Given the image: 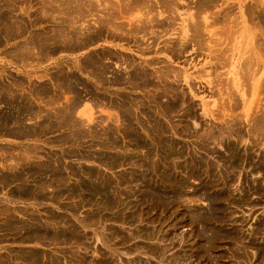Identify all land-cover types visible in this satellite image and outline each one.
Returning a JSON list of instances; mask_svg holds the SVG:
<instances>
[{"label":"rangeland","instance_id":"obj_1","mask_svg":"<svg viewBox=\"0 0 264 264\" xmlns=\"http://www.w3.org/2000/svg\"><path fill=\"white\" fill-rule=\"evenodd\" d=\"M81 1L82 0H0V98L2 101H0V169L2 170H0V215L2 214L0 216V230H2L0 231V264H115L116 262V264H264V135L261 134L262 131L264 132V124H262V122L264 123V119H262V117H264V0H165L160 1L162 2L161 5L158 2L159 0H134V2L133 0H115V2H117L116 4L112 2L114 0ZM100 1L103 7L102 4L99 5ZM167 1H169L170 4L169 2L167 3ZM257 1H259L260 4L259 2L257 3ZM67 2H69L70 5ZM86 2L89 3L87 4ZM95 3L96 6L94 7ZM149 3H151V5ZM261 3L263 4L261 5ZM117 4H119V6H116ZM135 4L137 7H135ZM106 5L108 9H105ZM155 5L157 6L155 7ZM100 6L102 8L98 10L96 7ZM202 6L204 9H202ZM138 7H140L141 10ZM74 8H77L78 14L75 12L76 10ZM103 8L108 11V15L110 13L114 15L110 14V16H108L107 13L104 14L106 11ZM164 8L168 10L166 9L165 11ZM198 8L202 11L200 12ZM160 9H163V12ZM85 10L92 13L89 14ZM129 10H133L132 13L129 12ZM144 10L145 12H143ZM148 11H151V13ZM194 11L196 14L192 13ZM252 11L254 15L251 14ZM118 12L122 13H120V20H118ZM153 12L155 15L157 14V17L152 15ZM166 12L170 14L171 20L169 17H166L169 16ZM175 13L178 17L173 15ZM159 14H161V16H159ZM164 14H167L165 16L167 19L164 18ZM224 14L226 15L225 17ZM104 15L109 17H106V20L110 23L113 22V26L108 21H105ZM196 15L201 22L198 21L199 19ZM78 16L82 17L83 20ZM85 16H90V19ZM116 16L118 19H113L114 17L117 18ZM102 17L104 18L102 19ZM110 17H112L113 20L110 19ZM144 17L147 21L149 18H151V20L147 22ZM173 17L175 21L174 24ZM140 18H142V20L144 19V23H142L143 21H141ZM87 19L92 22L90 23ZM99 19L102 20L100 21ZM129 19H131L130 21L132 23ZM211 19L212 21H210ZM236 19L239 23L237 21L235 22ZM69 20H73L72 23ZM124 20L127 21L125 22ZM135 20L138 21L135 22ZM158 20L161 22H158ZM86 21H88V23ZM96 21L98 24L95 23ZM117 21H119V23ZM121 21L128 23L126 25L123 22L121 23ZM77 22L80 23V25ZM234 22L237 24L235 25ZM135 23H137L138 27H136L137 29H132ZM205 23L207 25L209 23V26H204ZM210 23L215 24L210 25ZM125 25L129 28L127 27L126 29ZM238 25L241 26L239 27ZM117 26L119 28H116ZM252 26L253 28L255 27L254 29L256 30L252 29ZM165 27H168L167 30ZM71 28H74L76 31ZM200 28L201 30H199ZM135 29L137 30L136 34L134 32L136 31ZM149 29L155 30L154 32H156V34L158 33L159 36ZM231 30L234 33H232ZM257 30H259V32ZM247 31L249 34H246ZM252 31L254 33L253 35L258 33L257 39L252 35ZM104 32L106 33L104 34ZM222 32H224V34ZM125 33L127 35H125ZM144 33H146V35ZM202 33L204 35H202ZM133 35H135L136 38ZM199 35H201L204 40L201 39ZM260 35H262V37H259ZM196 36L200 38H196ZM245 36H247V40H250V43L246 42ZM231 39L233 40L229 41ZM242 39H244V42ZM255 39L256 41H254ZM80 40L82 41L80 42ZM247 43L252 45L248 47ZM195 44L200 45V47ZM140 46L144 49L142 50ZM225 46L228 50L225 49ZM223 48L226 50L225 53L224 51L223 53L221 52ZM249 48L252 53L249 52ZM245 49L248 50V52ZM218 51L223 54V57L220 52L221 55L218 54ZM246 52L249 53V55ZM215 53L219 57L216 56ZM261 53H263V55ZM114 54L118 55L115 56ZM250 54L253 55L251 56ZM214 55L217 58H215ZM248 56L250 57L247 58ZM105 57L106 59L109 58L106 64L104 62L106 60ZM145 58L147 61H145ZM245 58L250 61H246ZM115 59L117 60L115 61ZM243 59L245 62H249L251 65L253 64V66L249 68L247 66L249 63L245 64V62L243 63L246 67L244 64V66L241 65L240 61H244ZM78 61L80 63H77ZM164 61L166 63L168 62V65L170 63L172 66H168ZM73 63L75 66L77 63L79 69H76L74 66L72 67ZM124 64L125 66H123ZM159 64L162 65L159 66ZM166 67L168 70H166ZM161 68L165 69V71ZM253 68L257 69L255 70ZM238 69L241 72H239ZM243 69H246V74H244H248L245 76L248 77L247 80L241 78L244 76L242 74L243 71L245 72ZM247 69H249L248 73ZM152 70L155 72L154 74ZM160 70H162V72ZM158 71L160 73L165 72L166 74H160ZM237 71L240 74H238ZM150 72H152L151 74L153 76H157V78L155 79ZM177 72H182L181 74L178 73L180 80L179 78L177 79ZM189 73L191 75H189ZM186 74L191 76L190 78L192 79H189L187 83L184 80V75ZM239 75L241 76L239 77ZM106 76L108 79L105 78ZM82 85L85 87H82ZM124 86L126 88H123ZM156 86L158 88L157 90H155ZM68 87L69 89H67ZM146 87L149 90H144ZM101 88L108 91H104ZM124 89L126 90L124 91ZM61 90L62 92H60ZM121 91L124 93H120ZM68 92L71 93V95L74 92L72 97ZM255 92H258V94ZM40 93L42 95H40ZM38 95L41 98L38 97ZM63 95L71 101L69 102L66 100ZM34 96L37 97L35 98ZM49 96L51 97L49 98ZM53 96L55 98L53 101L56 100V103H53V101L51 102ZM86 96L89 97L86 98ZM122 96L125 97L122 98ZM48 99L50 101H48ZM84 99L88 101L92 100V107L99 105L97 108L94 107L92 109L94 111H92V116H95V122L90 125L91 128H88L89 131L86 130L87 127H85L84 124L82 126L81 120L78 117L76 119L74 118L76 117V109L78 107L80 108V104ZM64 100H66V102ZM59 101L62 102L59 103ZM63 101L65 102L64 104H67L66 106L68 108L63 104ZM102 101L105 103V106L107 105V107H110L111 105V108H113L105 107ZM58 104H63L65 108ZM73 106L75 108H73ZM56 107H60V109L63 108L64 110L57 108V111L55 110ZM254 107H258V110H261L260 112H262L263 109L262 116ZM259 107L261 108L259 109ZM39 108L41 109L38 110ZM71 109L73 111H71ZM154 110L155 113L153 112ZM40 111H43V113ZM44 111L46 112L44 113ZM50 111L53 112L50 113ZM67 111L69 113L71 112V114H68ZM32 112H36L37 118L39 119H37L35 117L36 114L34 113V116ZM105 112L109 113L108 116H113V122L111 118L107 119L108 121L110 120V122L104 119L108 117L107 113L105 115ZM26 113H28V115ZM255 113L256 118L253 116ZM58 114L59 118L57 119ZM64 114L65 116L63 117ZM250 114L253 117L250 116ZM71 115L75 116L73 117ZM247 115L249 116L248 118ZM257 115H260L261 118ZM31 116H34V120ZM101 117L103 121L100 120ZM54 118L56 120H54ZM115 118H117L116 122H114ZM252 118H254V121H252ZM65 119L67 121H65ZM248 119L251 120V122ZM70 120H73V122ZM45 122L46 124H44ZM254 122L256 123L255 127L253 126ZM79 123L84 128H82ZM96 123H98V125ZM101 123H104V125H101ZM249 123H251L249 125L250 127L248 126ZM73 124H76L75 128ZM45 125H47V127ZM109 125L114 127H109ZM117 126L118 129L116 131L115 128H117ZM259 126H263V128L261 129ZM40 127H42L41 129L43 131ZM256 127H259L258 130L260 129L261 132H258ZM100 128H102L101 131L103 133L99 132ZM90 130L93 133H90ZM252 130H255L257 133ZM249 132L251 133L249 134ZM88 133L91 135L97 133V136L92 135L91 137ZM32 135L33 137H31ZM211 136L212 139H210ZM240 136L243 137L240 138ZM216 141L219 142L217 143ZM28 147L31 150L30 152ZM21 148L23 151H21ZM123 149L127 150L124 152ZM3 151H5V153H1ZM7 152L8 154L12 152L10 157L6 154ZM19 153H22L23 157ZM28 153H33L35 156L27 158L26 154L28 156ZM80 154L82 157H80ZM18 156H20L22 161ZM15 157L20 160V163ZM33 158L34 161L30 160ZM87 158L89 160H87ZM37 159L39 161H37ZM8 160L9 162H7ZM96 161H98V163ZM4 162L7 163L5 164L7 167L15 165L14 169L13 167H11L12 169L10 167L7 168L3 165ZM55 162L58 164H53ZM103 162L105 164H103ZM24 163H26V165ZM38 163L40 164L38 165ZM41 165H43V167ZM150 166H153V168L150 169ZM24 175L26 176L23 177ZM61 178L63 181L60 180ZM67 180L68 182H66ZM129 181L132 182L130 183ZM63 182L64 184H62ZM65 182L67 184H65ZM43 184H45L43 186L45 188L42 187ZM42 189H44V191ZM47 189L52 191V193ZM178 195L180 198H178ZM182 195H184L183 197L185 199L181 197ZM77 196H80L81 199ZM156 197L158 199H156ZM55 198L60 200L58 201ZM184 200H187L186 203ZM116 201H118L117 205ZM109 206H111V208ZM12 207L15 209H11ZM103 211H105V213ZM158 211L159 213H157ZM94 219H96V221H101H97L96 223V221H93ZM70 220H73V222ZM89 220L96 224L93 222L91 224ZM88 221L90 222L89 225ZM48 223H50V225ZM12 225L16 227H12ZM96 225L97 227H95ZM102 235L106 236L102 237ZM100 237L103 238V240L107 239L105 243H103L104 241ZM42 240L44 241L42 242ZM72 242L76 245L74 246ZM87 246H89V249ZM82 247H84V249ZM158 247L160 249H158ZM71 255L75 256L78 260ZM86 261L89 262L86 263Z\"/></svg>","mask_w":264,"mask_h":264},{"label":"bare ground","instance_id":"obj_2","mask_svg":"<svg viewBox=\"0 0 264 264\" xmlns=\"http://www.w3.org/2000/svg\"><path fill=\"white\" fill-rule=\"evenodd\" d=\"M75 1H76V0H75ZM77 1H78V0H77ZM79 1H80V0H79ZM82 1H83V0H82ZM82 1H81V2H82ZM87 1H91V0H87ZM119 1H120V0H119ZM122 1H123V0H122ZM135 1H136V0H135ZM145 1H146V0H145ZM148 1H152V0H148ZM154 1H155V0H154ZM154 1H153V2H154ZM160 1H165V0H159V1H158V2L160 3V5H161L162 2H160ZM81 2H80V3H81ZM84 2H85V0H84ZM112 2H115V0L112 1ZM128 2H130V1H128ZM133 2H134V0H133ZM168 2H169V1H167V3H168ZM174 2H175V1H174ZM177 2H178V1H177ZM210 2H211V1H210ZM213 2H214V1H213ZM258 2H259V1H257V3H258ZM67 3H69V2H67ZM72 3H73V2H72ZM72 3H71V5H72ZM86 3H87V2H86ZM88 3H89V2H88ZM88 3H87V4H88ZM90 3H91V2H90ZM93 3H94V1H93ZM93 3H92V4H93ZM116 3H117V2H115V4H116ZM135 3H136V2H135ZM138 3H139V2H138ZM140 3H141V2H140ZM143 3H144V2H143ZM159 3H158V6H159ZM163 3H166V2H163ZM191 3H192V2H191ZM208 3H209V2H208ZM208 3H207V4H208ZM263 3H264V2H263ZM263 3H261V5H262ZM77 4H79V3H77ZM84 4H85V3H84ZM101 4H102V3H101V1H100V2H99V5H101ZM115 4H114V5H115ZM119 4H120V3H119ZM119 4H117L116 6H119ZM128 4H129V3H128ZM133 4H134V3H133ZM144 4H145V3H144ZM149 4L151 5V3H149ZM154 4H155V2H154ZM169 4H170V2H169ZM177 4H178V3H177ZM259 4H260V2H259ZM59 5H60V4H59ZM67 5H68V4H67ZM69 5H70V3H69ZM79 5H80V4H79ZM107 5H108V4H107ZM107 5L105 6V7H106L105 9H108V6H107ZM111 5H112V4H111ZM130 5H131V4H130ZM135 5H136V4H135ZM138 5H139V4H138ZM162 5H163V4H162ZM242 5H243V4H242ZM75 6H77V5H75ZM95 6H96V3H95V5H94V7H95ZM97 6H98V4H97ZM122 6H124V5H122ZM142 6H143V5H142ZM152 6H153V5H152ZM156 6H157V5H155V7H156ZM167 6H168V5H167ZM169 6H170V5H169ZM176 6H177V5H176ZM200 6H201V5H200ZM204 6H205V5H204ZM243 6H244V5H243ZM89 7H90V5H89ZM102 7H103V4H102ZM102 7L100 6V7H96V8H98V10H99V9L102 8ZM114 7H115V6H114ZM120 7H121V5H120ZM135 7H137V5H136ZM140 7H141V6H140ZM140 7H138V8L140 9ZM147 7H148V6H147ZM150 7H151V6H150ZM150 7H149V8H150ZM155 7H154V8H155ZM170 7H172V6H170ZM194 7H195V6H194ZM239 7H240V5H239ZM72 8H73V7H72ZM77 8H78V7H77ZM77 8H76V9H77ZM90 8H91V7H90ZM90 8H89V9H90ZM122 8H123V7H122ZM142 8H143V7H142ZM149 8H148V9H149ZM160 8H161V6H160ZM168 8H169V7H168ZM172 8H173V7H172ZM74 9H75V8H74ZM76 9H75V10H76ZM82 9H83V8H82ZM103 9H104V8H103ZM103 9H102V10H103ZM105 9H104V10H105ZM135 9H136V8H135ZM143 9H144V8H143ZM155 9H156V8H155ZM164 9H165V8H164ZM166 9H167V8H166ZM166 9H165V11H166ZM169 9H170V8H169ZM202 9H204L203 6H202ZM256 9H257V7H256ZM70 10H71V9H70ZM96 10H97V9H96ZM102 10H100V11H102ZM117 10H118V9H117ZM140 10H141V9H140ZM140 10H139V11H140ZM160 10H161V9H160ZM162 10H163V9H162ZM162 10H161V11H162ZM167 10H168V9H167ZM195 10H196V8H195ZM198 10L200 11V8H198ZM81 11H82V10H81ZM81 11H80V13H81ZM85 11H86V10H85ZM87 11H88V8H87ZM87 11H86V12H87ZM90 11H91V10H90ZM94 11H95V10H94ZM100 11H99V12H100ZM105 11H106V12H105L104 14H106V13L108 12L107 10H105ZM118 11H119V10H118ZM132 11H133V10H132ZM132 11L129 10V12H131V13H132ZM169 11H170V10H169ZM169 11H168V12H169ZM199 11H198V12H199ZM201 11H202V10H201ZM201 11H200V12H201ZM75 12L77 13L78 11L76 10ZM75 12H74V14H75ZM82 12H84V11H82ZM103 12H104V11H103ZM110 12H111V11H110ZM125 12H126V11H125ZM143 12H145V10H144ZM146 12H147V10H146ZM148 12L151 13V11H148ZM162 12H163V11H162ZM198 12H197V15H198ZM87 13H89V12H87ZM90 13H92V12H90ZM90 13H89V14H90ZM96 13H97V12H96ZM101 13H102V12H101ZM101 13H100V14H101ZM118 13H119V12H118ZM118 13H117V14H118ZM120 13H121V12H120ZM120 13H119V15H118V16H119V19H118L117 16H116L117 18L114 17L113 19H118V20H120V18H121L120 16H121V14H122V13H121V14H120ZM166 13H167V12H166ZM173 13H174V11H173ZM192 13L196 14L195 11L192 12ZM222 13H223V12H222ZM225 13H226V12H225ZM242 13H244V12H242ZM77 14H78V13H77ZM110 14H111V13H110ZM110 14L108 15V13H107L108 16H110ZM112 14H113V13H112ZM112 14H111V15H112ZM123 14H124V13H123ZM126 14H128V13H126ZM126 14H125V15H126ZM144 14H146V13H144ZM167 14H169V13H167ZM167 14H166V15H167ZM238 14H239V12H238ZM251 14H253V11H252ZM255 14H256V13H255ZM113 15H114V14H113ZM125 15H122V16H125ZM142 15H143V13H142ZM152 15L156 16L157 14L155 15L154 12H153ZM166 15L164 14V18H166V17H167V18H168V17L170 18V17H171L170 14H169V16H166ZM173 15H176V13L173 14ZM197 15H196V16H197ZM215 15H216V14H215ZM222 15H223V14H222ZM253 15H254V14H253ZM253 15H252V16H253ZM83 16H84V14H83ZM86 16H88V15H86ZM86 16H85V17H86ZM97 16H98V15H97ZM104 16H105V15H104ZM145 16H146V15H145ZM154 16H153V17H154ZM159 16H161V14H159ZM162 16H163V15H162ZM165 16H166V17H165ZM176 16H177V15H176ZM211 16H212V15H211ZM225 16H226V15L224 14V17H225ZM252 16H251V17H252ZM78 17H80V16H78ZM89 17H90V16H89ZM89 17H86V18H89ZM94 17H95V16H94ZM106 17H107V16H105V21H108V20H106V19L109 18V17H107V18H106ZM153 17H152V20H153ZM156 17H157V16H156ZM156 17H155V18H156ZM177 17H178V16H177ZM214 17H215V16H214ZM222 17H223V16H222ZM224 17H223V19H224ZM69 18H70V17H69ZM80 18L82 19V17H80ZM83 18H84V17H83ZM86 18H85V19H86ZM95 18H96V17H95ZM98 18H99V17H98ZM100 18H101V17H100ZM103 18H104V17H102V19H103ZM144 18H145V17H144ZM155 18H154V19H155ZM161 18H162V17H161ZM167 18H166V19H167ZM197 18H198V16H197ZM215 18H216V17H215ZM226 18H227V17H226ZM89 19H90V18H89ZM102 19H101V20H102ZM110 19H112V17H110ZM113 19H112V20H113ZM125 19H126V18H125ZM156 19H157V18H156ZM156 19H155V20H156ZM158 19H159V18H158ZM175 19H177V18H175ZM195 19H196V18H195ZM195 19H194V20H195ZM198 19H199V18H198ZM198 19H197V20H198ZM251 19H252V18H251ZM254 19H255V18H254ZM257 19H258V18H257ZM73 20H75V19H73ZM73 20H72V21H73ZM82 20H83V19H82ZM87 20H88V19H87ZM92 20H93V19H92ZM99 20H100V19H99ZM101 20H100V21H101ZM130 20H131V19H129V21H130ZM140 20L143 21L144 19L142 20V18H140ZM145 20H146V18H145ZM149 20H151V18H149ZM149 20H148V21H149ZM155 20H154V21H155ZM170 20H171V18H170ZM170 20H169V21H170ZM218 20H219V19H218ZM227 20H228V19H227ZM227 20H226V21H227ZM69 21H70V20H69ZM72 21H70V22L72 23ZM88 21H89V20H88ZM88 21H86V22L88 23ZM100 21H99V23H100ZM124 21H125V20H124ZM126 21H127V20H126ZM126 21H125V22H126ZM136 21H138V20H135V22H136ZM146 21H147V20H146ZM148 21H147V22H148ZM156 21H157V20H156ZM159 21H160V20H158V22H159ZM198 21L201 22L200 19H199ZM210 21H212V19H211ZM223 21H224V20H223ZM231 21H232V20H231ZM233 21H234V20H233ZM236 21H237V19L235 20V22H236ZM252 21H253V20H252ZM78 22H79V21H78ZM78 22H77V23H78ZM89 22H90V21H89ZM91 22H92V21H91ZM91 22H90V23H91ZM93 22H94V21H93ZM108 22H109V21H108ZM117 22L119 23V21H117ZM122 22H123V21H121V23H122ZM130 22H131V21H130ZM130 22H129V23H130ZM160 22H161V21H160ZM170 22H172V21H170ZM174 22H175V21H174V17H173V24H174ZM195 22H197V21H195ZM235 22H234V24L236 25L237 23H235ZM237 22L239 23V21H237ZM71 23H70V24H71ZM77 23H76V24H77ZM95 23L98 24L97 21H96ZM103 23H105V22H103ZM109 23H110V22H109ZM112 23H113V22H112ZM112 23H110V24L112 25ZM123 23H124V22H123ZM127 23H128V22H127ZM127 23H124V24L127 25ZM131 23H132V22H131ZM142 23H144V21H143ZM152 23H153V22H152ZM74 24H75V23H74ZM78 24L80 25V23H78ZM189 24H191V23H189ZM194 24H195V23H194ZM202 24H203V23H202ZM212 24H215V23H212ZM212 24L210 23V25H212ZM232 24H233V23H232ZM234 24H233V25H234ZM253 24H254V23H253ZM253 24H252V25H253ZM68 25H69V24H68ZM84 25H85V24H84ZM84 25H83V26H84ZM91 25H92V24H91ZM91 25H90V26H91ZM93 25H94V24H93ZM126 25H125V27H126ZM136 25H137V23H135V26H134L132 29L138 27V25H137V26H136ZM143 25H144V24H143ZM143 25H142V26H143ZM149 25H150V24H149ZM171 25H172V24H171ZM195 25H196V24H195ZM198 25H200V24H198ZM73 26H74V25H73ZM75 26H77V25H75ZM97 26H98V25H97ZM103 26H104V24H103ZM112 26H113V25H112ZM131 26H132V25H131ZM131 26H130V27H131ZM140 26H141V25H140ZM162 26H163V25H162ZM164 26H165V25H164ZM168 26H169V25H168ZM187 26H188V25H187ZM192 26H193V23H192ZM201 26H202V25H201ZM201 26H199V27H201ZM204 26H209V23H208V25L205 23ZM238 26L240 27L241 25H238ZM69 27H70V26H69ZM79 27H80V26H79ZM86 27H87V25H86ZM86 27H85V28H86ZM92 27H95V26H92ZM92 27H91V28H92ZM127 27H128V26H127ZM127 27H126V29H127ZM144 27H146V26H144ZM144 27H143V28H144ZM157 27H158V26H157ZM172 27H173V26H172ZM195 27H197V26H195ZM235 27H236V26H235ZM243 27H244V26H243ZM245 27H246V25H245ZM249 27H250V26H249ZM103 28H104V27H103ZM116 28H119V27L117 26ZM128 28H129V27H128ZM165 28H166V27H165ZM165 28H164V29H165ZM167 28H168V27H167ZM167 28H166V30H167ZM231 28H232V27H231ZM231 28H230V29H231ZM236 28H237V27H236ZM246 28H247V27H246ZM254 28H255V27H254ZM254 28H253V26H252V29H254ZM71 29H72V28H71ZM80 29H81V28H80ZM94 29H95V28H94ZM104 29H105V28H104ZM124 29H125V28H124ZM124 29H122V30L125 31L126 29H125V30H124ZM130 29H131V28H130ZM136 29H137V28H136ZM136 29H135V30H136ZM155 29H156V28H155ZM188 29H189V28H188ZM193 29H194V28H193ZM225 29H226V27H225ZM60 30H61V29H60ZM72 30L76 31L74 28H73ZM72 30H71V31H72ZM78 30H79V28H78ZM91 30H92V29H91ZM107 30H108V29H107ZM112 30H113V29H112ZM138 30H139V29H138ZM140 30H142V29H140ZM149 30H151V29H149ZM196 30H197V29H196ZM199 30H201V28H200ZM232 30H233V29H232ZM232 30H231V31H232ZM237 30H238V28H237ZM246 30H247V29H246ZM254 30H256V29H254ZM66 31H67V30H66ZM69 31H70V30H69ZM105 31H106V30H105ZM128 31H129V29H128ZM131 31H134V30H131ZM151 31L154 32L155 30L152 29ZM192 31H193V30H192ZM220 31H221V30H220ZM224 31H225V30H224ZM248 31L251 33V31H250L249 29H248ZM248 31H247L246 34H249ZM257 31L259 32V30H257ZM263 31H264V30H263ZM62 32H63V31H62ZM81 32H83V31H81ZM91 32H92V31H91ZM109 32H110V31H109ZM121 32H122V31H121ZM134 32H135V34H136L137 30L134 31ZM134 32H133V33H134ZM158 32H159V31H158ZM163 32H164V31H163ZM190 32H191V31H190ZM193 32H196V31L194 30ZM197 32H198V30H197ZM201 32H202V31H201ZM255 32H256V31H255ZM260 32H261V31H260ZM86 33H87V32H86ZM89 33H90V31H89ZM105 33H106V32H104V34H105ZM131 33H132V32H131ZM146 33H148V32H146ZM146 33H144V34L146 35ZM154 33L156 34V32H154ZM154 33H153V34H154ZM164 33H166V32H164ZM204 33H205V32H204ZM222 33L224 34V32H222ZM232 33H234V32L232 31ZM232 33H231V34H232ZM235 33H236V31H235ZM261 33H262V32H261ZM55 34H56V33H55ZM60 34H61V33H60ZM62 34H63V33H62ZM65 34H66V33H65ZM67 34H68V32H67ZM115 34H116V33H115ZM128 34H129V33H128ZM138 34H139V33H138ZM138 34H137V35H138ZM155 34H154V35H155ZM157 34H158V33H157ZM157 34H156V35H157ZM161 34H163V33H161ZM188 34H189V33H188ZM194 34H195V33H194ZM211 34H212V33H211ZM253 34H254V33H253V31H252V35H253ZM255 34H256V33H255ZM257 34H258V33H257ZM257 34H256V35H253V36H255L256 39H257ZM86 35H87V34H86ZM123 35H124V34H123ZM125 35H127V34L125 33ZM151 35H152V33H151ZM189 35H191V34H189ZM192 35H193V34H192ZM196 35H197V34H196ZM202 35H204V34L202 33ZM243 35H244V33H243ZM64 36H65V35H64ZM69 36H70V35H69ZM121 36H122V35H121ZM133 36L135 37V35H133ZM141 36H142V35H141ZM141 36H140V38H141ZM148 36H149V35H148ZM158 36H159V34H158ZM158 36H157V38H158ZM160 36H161V35H160ZM199 36L201 37V39L204 40V38H202L201 35H199ZM263 36H264V35H263ZM67 37H68V35H67ZM70 37H71V36H70ZM74 37H75V36H74ZM83 37H84V36H83ZM93 37H94V36H93ZM142 37H143V36H142ZM146 37H147V36H146ZM146 37H145V38H146ZM155 37H156V36H155ZM189 37H190V36H189ZM189 37H188V38H189ZM191 37H192V36H191ZM197 37H198V36H196V38H197ZM200 37H198V38H200ZM242 37H243V36H242ZM259 37H262V35H260ZM259 37H258V38H259ZM63 38H64V37H63ZM76 38H77V37H76ZM101 38H102V37H101ZM105 38H106V37H105ZM117 38H118V37H117ZM135 38H136V37H135ZM153 38H154V36H153ZM183 38H184V37H183ZM188 38H187V39H188ZM205 38H206V37H205ZM231 38H232V37H231ZM245 38H246V40H247V36H245ZM253 38H254V37H253ZM263 38H264V37H263ZM65 39H66V37H65ZM71 39H72V38H71ZM71 39H68V40H71ZM77 39H80V38H77ZM77 39H76V40H77ZM81 39H82V38H81ZM108 39H109V38H108ZM118 39H119V38H118ZM123 39H124V38H123ZM131 39H132V38H131ZM138 39H139V38H138ZM189 39H192V38H189ZM193 39H194V36H193ZM256 39H255L254 41H256ZM63 40H64V39H63ZM76 40H75V41H76ZM83 40H84V39H83ZM99 40H100V39H99ZM115 40H116V39H115ZM115 40H113V41H115ZM144 40H145V39H144ZM173 40H174V39H173ZM177 40H178V39H177ZM177 40H176V41H177ZM195 40H196V39H195ZM214 40H215V39H214ZM232 40H233V39H231V40H229V41H232ZM243 40H244V39H242V41H243ZM248 40H249V39H248ZM248 40H247L246 42L250 43V40H249V41H248ZM262 40H263V39H262ZM262 40H261V41H262ZM81 41H82V40H80V42H81ZM87 41H88V40H87ZM111 41H112V39H111ZM132 41H133V40H132ZM155 41H156V40H155ZM196 41H198V40H196ZM201 41H202V40H201ZM254 41H253V42H254ZM63 42H64V41H63ZM70 42H71V41H70ZM76 42H78V41H76ZM150 42H151V41H150ZM166 42H169V41H166ZM192 42H193V41H192ZM194 42H195V41H194ZM211 42H213V41H211ZM243 42H244V41H243ZM243 42H242V43H243ZM92 43H93V42H92ZM148 43H149V42H148ZM157 43H159V42H157ZM164 43H165V41H164ZM186 43H187V42H186ZM195 43H197V42H195ZM248 43H247L248 47H249V45H252V44H248ZM68 44H69V41H68ZM122 44H123V42H122ZM140 44H141V43H140ZM146 44H147V43H146ZM165 44H166V43H165ZM199 44H200V43H199ZM215 44H216V43H215ZM217 44H221V43H217ZM255 44H256V43H255ZM257 44H258V42H257ZM126 45H127V43H126ZM136 45H137V44H136ZM168 45H169V44H168ZM168 45H167V46H168ZM195 45H197V44H195ZM259 45H260V44H259ZM71 46H72V45H71ZM134 46H135V45H134ZM138 46H139V45H138ZM153 46H154V45H153ZM163 46H165V45H163ZM167 46H166V47H167ZM169 46H170V45H169ZM173 46H176V45H173ZM197 46L200 47V45H197ZM197 46H196V47H197ZM136 47H137V46H136ZM140 47H141V46H140ZM146 47H149V46H146ZM146 47H145V48H146ZM150 47H151V46H150ZM166 47H165V48H166ZM223 47H224V46H223ZM141 48H142V50L144 49L143 47H141ZM156 48H158V47H156ZM159 48H160V47H159ZM178 48H179V47H178ZM250 48H251V47H250ZM250 48H249V52H250ZM262 48H263V47H262ZM170 49H171V48H170ZM201 49H202V44H201ZM215 49H218V48H215ZM225 49H227L226 46H225ZM225 49L223 48V50H221V49H220V50H221L222 53H223V51H224V53H225V51H226ZM107 50H108V49H107ZM139 50H140V49H139ZM160 50H161V49H160ZM166 50H167V48H166ZM180 50H181V49H180ZM227 50H228V49H227ZM245 50H246V49H245ZM147 51H148V50H147ZM162 51H163V49H162ZM172 51H173V50H172ZM199 51H200V50H199ZM215 51H216V50H215ZM246 51L248 52V50H246ZM251 51L253 52L252 48H251ZM257 51H258V50H257ZM260 51H261V50H260ZM144 52H145V51H144ZM153 52H154V51H153ZM170 52H171V51H170ZM216 52H217V51H216ZM219 52H220V51H218V54L221 55L222 53L220 52V53H221V54H220ZM247 52H246V53H247ZM252 52H250V53H252ZM255 52H256V51H255ZM112 53H113V52H112ZM139 53H140V52H139ZM175 53H176V52H175ZM177 53H181V52H177ZM86 54H87V53H86ZM142 54H143V53H142ZM170 54H171V53H170ZM212 54H213V53H212ZM247 54L249 55V53H247ZM247 54H246V56H247ZM261 54L263 55V53H261ZM102 55H103V54H102ZM114 55L117 56L118 54H117V55L114 54ZM114 55H113V56H114ZM123 55H124V54H123ZM210 55H211V54H210ZM215 55H216V53H215ZM215 55H214V56H215ZM250 55L252 56L253 54H250ZM85 56H86V55H85ZM91 56H92V55H91ZM130 56H131V55H130ZM214 56H213V57H214ZM216 56H218V55H216ZM216 56H215V58H217ZM221 56L223 57V54H222ZM96 57H97V56H96ZM106 57H107V55H106ZM106 57H105V59H106ZM136 57H137V56H136ZM153 57H154V56H153ZM155 57H156V56H155ZM175 57H176V56H175ZM218 57H219V56H218ZM229 57H230V56H229ZM249 57H250V56H248L247 58H249ZM83 58H84V56H83ZM115 58H116V57H115ZM118 58H119V56H118ZM138 58H140V57H138ZM147 58H148V57H147ZM209 58H210V57H209ZM211 58H212V57H211ZM259 58H260V56H259ZM101 59H102V58H101ZM108 59H109V58H108ZM108 59H106V60L104 61L105 64H106V61H107ZM154 59H155V58H154ZM159 59H160V58H159ZM161 59H162V58H161ZM218 59H219V58H218ZM254 59H255V58H254ZM254 59H253V61H254ZM77 60H78V59H77ZM89 60H90V59H89ZM99 60H100V59H99ZM103 60H104V59H103ZM116 60H117V59H115V61H116ZM121 60H122V59H121ZM131 60H132V57H131ZM151 60H152V59H151ZM156 60H158V59H156ZM163 60H164V59H163ZM163 60H162V61H163ZM226 60H227V59H226ZM228 60H229V59H228ZM243 60H244V59H243ZM245 60H246V58H245ZM245 60H244V61H240L241 65L244 64L243 62H245ZM75 61H76V60H75ZM111 61H113V60H111ZM111 61H110V62H111ZM115 61H114V62H115ZM122 61H123V60H122ZM127 61H128V58H127ZM129 61H130V60H129ZM138 61H139V60H138ZM141 61H142V60H141ZM145 61H147L146 58H145ZM152 61H153V60H152ZM217 61H218V60H217ZM246 61H250V60L247 59ZM258 61H259V60H258ZM132 62H133V61H132ZM154 62H155V61H154ZM154 62H153V63H154ZM164 62H165V61H164ZM228 62H229V61H228ZM231 62H232V61H231ZM251 62H252V58H251ZM261 62H262V61H261ZM74 63H75V62H74ZM74 63H73V65H72V67L74 66L76 69H77V68L79 69V65H78L77 63H80V62L78 61V62L76 63V66L74 65ZM108 63H109V62H108ZM124 63H125V62H124ZM146 63H147V62H146ZM165 63H166V62H165ZM167 63H168V62H167ZM167 63H166V64H167ZM246 63H249V62H245V64H246ZM58 64H59V63H58ZM91 64H93V63H91ZM94 64H95V63H94ZM100 64H101V63H100ZM100 64H99V65H100ZM111 64H112V63H111ZM117 64H118V62H117ZM130 64H131V62H130ZM135 64H136V63H135ZM144 64H145V63H144ZM163 64H164V63H163ZM218 64H219V63H218ZM245 64H244V65H245ZM263 64H264V63H263ZM60 65H61V64H60ZM95 65H96V64H95ZM108 65H109V64H108ZM112 65H113V64H112ZM127 65H128V64H127ZM160 65H162V64H159V66H160ZM167 65H168V64H167ZM169 65H171V64L169 63ZM169 65H168V66H169ZM244 65H243V66H244ZM249 65H250V66H249ZM57 66H58V65H57ZM113 66H114V65H113ZM123 66H125V64H124ZM129 66H132V65H129ZM134 66H135V65H134ZM146 66H147V65H146ZM171 66H172V65H171ZM247 66L250 68L251 66H253V64L251 65V64L249 63V64H247ZM257 66H258V64H257ZM100 67H101V66H100ZM163 67H164V66H163ZM245 67H246V65H245ZM245 67H242V68H245ZM248 67H247V68H248ZM56 68H57V67H56ZM84 68H85V67H84ZM107 68H108V67H107ZM111 68H112V67H111ZM118 68H119V67H118ZM118 68H117V69H118ZM129 68H130V67H129ZM135 68H137V67H135ZM138 68H139V67H138ZM141 68H142V67H141ZM153 68H154V66H153ZM158 68H159V67H158ZM166 68H167V67H166ZM238 68H239V67H238ZM69 69H70V68H69ZM69 69H68V70H69ZM80 69H81V68H80ZM85 69H87V68H85ZM91 69H92V68H91ZM104 69H105V68H104ZM108 69H109V68H108ZM112 69H113V68H112ZM147 69H148V68H147ZM156 69H157V68H156ZM159 69H160V68H159ZM161 69H163V68H161ZM212 69H213V68H212ZM239 69H240V68H239ZM239 69H238V70H239ZM253 69H255V68H253ZM256 69H257V68H256ZM256 69H255V70H256ZM60 70H61V69H60ZM81 70H82V69H81ZM120 70H121V69H120ZM136 70H137V69H136ZM149 70H150V68H149ZM163 70L165 71V69H163ZM166 70H168V68H167ZM175 70L177 71L176 67H175ZM179 70H180V69H179ZM179 70H178V71H179ZM243 70H245V72L243 71L242 74H243L244 76L242 75L243 77H241V78H245V80H247L248 77H245V76H247L248 74L245 75V74H246V69H243ZM64 71H65V70H64ZM88 71H89V70H88ZM113 71H114V70H113ZM160 71L162 72V70H160ZM169 71H170V69H169ZM180 71H181V70H180ZM248 71H249V69H247V73H248ZM56 72H57V71H56ZM71 72H72V70H71ZM73 72H74V71H73ZM89 72H90V71H89ZM117 72H118V71H117ZM125 72H126V71H125ZM133 72H134V71H133ZM152 72H153V70H152ZM152 72H150V74H151ZM158 72H159V71H158ZM202 72H203V71H202ZM237 72H238V71H237ZM239 72H241V71L239 70ZM239 72H238V74H240ZM250 72H251V70H250ZM250 72H249V74H250ZM60 73H62V72H60ZM66 73H67V72H66ZM68 73H69V72H68ZM81 73H82V71H81ZM85 73H86V72H85ZM90 73H91V72H90ZM92 73H93V72H92ZM103 73H104V72H103ZM112 73H113V72H112ZM127 73H128V72H127ZM127 73H126V74H127ZM154 73H155V72H153V74H154ZM159 73H160V72H159ZM163 73H165V72H163ZM163 73H160V74H163ZM178 73L181 74L182 72H181V73H180V72H177V79L179 78V77H178V75H179ZM197 73H198V72H197ZM222 73H223V72H222ZM244 73H245V74H244ZM56 74H57V73H56ZM96 74H98V73H96ZM126 74H125V75H126ZM165 74H166V73H165ZM223 74H224V73H223ZM65 75H66V74H65ZM87 75H88V74H87ZM111 75H112V74H111ZM151 75H152V74H151ZM157 75H158V73H157ZM174 75H175V73H174ZM189 75H191V74L189 73ZM189 75H187V74L184 75V80H185L186 83L189 81V79H191V78H190L191 76H189ZM200 75H201V74H200ZM250 75H251V74H250ZM122 76H124V75H122ZM127 76H128V75H127ZM148 76H149V75H148ZM152 76H153V75H152ZM180 76H181V75H180ZM240 76H241V75H239V77H240ZM53 77H54V76H53ZM153 77H155V76H153ZM175 77H176V76H175ZM212 77H213V76H212ZM54 78H55V77H54ZM86 78H87V77H86ZM105 78H107V76H106ZM110 78H111V77H110ZM142 78H143V77H142ZM156 78H157V76L155 77V79H156ZM158 78H159V77H158ZM217 78H218V77H217ZM28 79H29V78H28ZM55 79H56V78H55ZM99 79H100V78H99ZM107 79H108V78H107ZM124 79H125V78H124ZM124 79H123V80H124ZM164 79H167V78H164ZM56 80H57V79H56ZM74 80H75V79H74ZM87 80H88V79H87ZM89 80H90V78H89ZM142 80H143V79H142ZM174 80L177 81L176 79H174ZM179 80H180V78H179ZM179 80H178V81H179ZM191 80H192V79H191ZM66 81H67V80H66ZM91 81H92V80H91ZM128 81H129V80H128ZM128 81H127V83H128ZM143 81H145V80H143ZM242 81H243V80H242ZM68 82H69V81H68ZM73 82H74V81H73ZM160 82H161V81H160ZM98 83H99V82H98ZM98 83H97V84H98ZM110 83H111V82H110ZM132 83H133V82H132ZM263 83H264V82H263ZM58 84H59V83H58ZM239 84H240V83H239ZM239 84H238V85H239ZM246 84H247V83H246ZM6 85H7V84H6ZM94 85H95V84H94ZM94 85H93V86H94ZM102 85H103V83H102ZM105 85H106V84H105ZM127 85H128V84H127ZM129 85H130V84H129ZM133 85H134V84H133ZM135 85H136V84H135ZM161 85H162V84H161ZM192 85H193V84H192ZM221 85H222V84H221ZM244 85H245V84H244ZM257 85H258V83H257ZM55 86H56V85H55ZM58 86H59V85H58ZM63 86H64V84H63ZM91 86H92V85H91ZM107 86H108V85H107ZM107 86H106V87H107ZM122 86H123V85H122ZM157 86H158V85H157ZM157 86H156V89H155V87H154L155 90L158 89ZM249 86H250V85H249ZM56 87H57V86H56ZM59 87H60V86H59ZM78 87H81V86H78ZM82 87H85V86L82 85ZM94 87H95V86H94ZM113 87H114V86H113ZM130 87H132V86H130ZM134 87H135V86H134ZM141 87H142V86H141ZM151 87H152V86H151ZM160 87H161V86H160ZM168 87H169V86H168ZM240 87H241V86H240ZM259 87H260V86H259ZM7 88H8V87H7ZM44 88H45V87H44ZM50 88H51V87H50ZM98 88H99V87H98ZM116 88H117V87H116ZM123 88H126V87L124 86ZM142 88H143V87H142ZM149 88H150V87H149ZM176 88H177V87H176ZM5 89H6V87H5ZM52 89H53V88H52ZM67 89H69V87H68ZM67 89H66V90H67ZM96 89H97V87H96ZM99 89H100V88H99ZM101 89H103V88H101ZM110 89H111V87H110ZM114 89H115V88H114ZM150 89H151V88H150ZM152 89H153V88H152ZM162 89H163V88H162ZM170 89L173 90L172 88H170ZM174 89H175V88H174ZM257 89H258V87H257ZM259 89H260V88H259ZM42 90H44V89H42ZM62 90H63V89H62ZM62 90H61L60 92H62ZM82 90H83V89H82ZM103 90H104V89H103ZM118 90H119V88H118ZM125 90H126V89H124V91H125ZM144 90H149V89L146 87V89L144 88ZM155 90H154V91H155ZM159 90H160V89H159ZM175 90H177V89H175ZM175 90H174V91H175ZM248 90H249V89H248ZM14 91H15V90H14ZM28 91H29V90H28ZM53 91H54V90H53ZM68 91H69V90H68ZM98 91H100V90H98ZM104 91H108V90H104ZM132 91H133V90H132ZM150 91H151V90H150ZM150 91H149V92H150ZM161 91H163V90H161ZM29 92H30V91H29ZM51 92H52V91H51ZM96 92H97V90H96ZM134 92H135V91H134ZM143 92H144V91H143ZM232 92H233V90H232ZM7 93H8V92H7ZM37 93H38V92H37ZM97 93H98V92H97ZM120 93H122V91H121ZM123 93H124V92H123ZM123 93H122V94H123ZM146 93H147V91H146ZM151 93H152V92H151ZM160 93H161V92H160ZM169 93H170V92H169ZM169 93H168V94H169ZM255 93L258 94V92H255ZM58 94H59V91H58ZM64 94H65V93H64ZM68 94L71 95V93H69V92H68ZM73 94H74V92H73ZM73 94H72V95H73ZM82 94H83V93H82ZM110 94H112V93H110ZM130 94H131V93H130ZM230 94H231V93H230ZM6 95H7V94H6ZM30 95H31V94H30ZM32 95H33V94H32ZM40 95H42V94L40 93ZM43 95H45V94H43ZM49 95H50V94H49ZM66 95H67V94H66ZM72 95H71V97H72ZM143 95H144V94H143ZM159 95H160V94H159ZM169 95H170V94H169ZM175 95H176V94H175ZM231 95H232V94H231ZM13 96H14V95H13ZM28 96H29V95H28ZM58 96H60V95H58ZM63 96H64V95H63ZM81 96H82V95H81ZM81 96H80V97H81ZM101 96H102V95H101ZM108 96H109V95H108ZM114 96H115V95H114ZM116 96H117V95H116ZM125 96H126V95H125ZM125 96H122V98L125 97ZM152 96H153V94H152ZM152 96H151V97H152ZM17 97H18V96H17ZM17 97H16V98H17ZM34 97H35V96H34ZM36 97H37V96H36ZM36 97H35V98H36ZM38 97H40V96L38 95ZM50 97H51V96H49V98H50ZM64 97H65V96H64ZM68 97L70 98V96H68ZM87 97H89V96H86V98H87ZM149 97H150V96H149ZM153 97H154V96H153ZM6 98H7V97H6ZM14 98H15V97H14ZM27 98H28V97H27ZM27 98H26V99H27ZM40 98H41V97H40ZM60 98H61V97H60ZM65 98H66V100L69 101V99H67V97H65ZM96 98H97V96H96ZM108 98H109V97H108ZM130 98H131V97H130ZM160 98H162V97H160ZM4 99H5V98H4ZM9 99H10V98H9ZM29 99H30V98H29ZM53 99H55L54 96H53V98H51V102L53 101ZM61 99H62V98H61ZM70 99H72V98H70ZM89 99H90V98H89ZM133 99H134V98H133ZM151 99H152V98H151ZM164 99H165V98H164ZM173 99H174V98H173ZM254 99H255V98H254ZM254 99H253V101H254ZM45 100H46V97H45ZM66 100H64V101L66 102ZM77 100H78V99H77ZM84 100H85V99H84ZM84 100H82V103L80 102V103H81V104H80V108L78 107V106H79L78 103H77L78 106L75 105L76 103L74 104L75 106L78 107V108L76 107V108H77L76 111H75V109H74L76 117H74L75 115H74V116L71 115V116H73L75 119L78 117V118L81 120V124H82V126H83V124H84V126L87 127L86 130H88V128H89V129L91 128L90 125L93 124V123L95 122V121H94V117H95V116H92V115H93V112H94L92 109H93L94 107L97 108L99 105H98V106H96V105L94 106V104H93L94 107H92V104H91V101H92V100H91V101H90V100H89V101H88V100H85V101H84ZM101 100H103V99H101ZM126 100H127V99H126ZM161 100H163V99H161ZM0 101H1V98H0ZM3 101H4V100H3ZM19 101H20V100H19ZM24 101H25V100H24ZM48 101H50V100L48 99ZM55 101H56V100H55ZM55 101H53V103H54ZM64 101H63V104L65 103ZM68 101H67V103H68ZM70 101H71V100H70ZM70 101H69V102H70ZM80 101H81V100H80ZM129 101H130V100H129ZM134 101H135V100H134ZM171 101H172V100H171ZM184 101H185V100H184ZM253 101H252V102H253ZM1 102H2V101H1ZM27 102H28V101H27ZM29 102H30V101H29ZM56 102H57V101H56ZM56 102H55V103H56ZM61 102H62V101H61ZM61 102L59 101V103H61ZM108 102H109V101H108ZM132 102H133V101H132ZM135 102H136V101H135ZM156 102H157V101H156ZM48 103H50V102H48ZM73 103H74V102H73ZM92 103H93V102H92ZM113 103H114V101H113ZM137 103H138V102H137ZM140 103H142V102H140ZM30 104H31V103H30ZM63 104H60V105L63 106ZM68 104H69V103H68ZM71 104H72V103H71ZM71 104H70V105H71ZM100 104H101V103H100ZM102 104H104V106H105V103H104L103 101H102ZM102 104H101V105H102ZM119 104H121V103H119ZM128 104H129V103H128ZM128 104H127V105H128ZM135 104H136V103H135ZM153 104H154V103H153ZM156 104H159V103H156ZM252 104H253V103H252ZM252 104H251V105H252ZM40 105H41V104H40ZM40 105H39V106H40ZM58 105H59V104H58ZM60 105H59V106H60ZM64 105L66 106L67 104H64ZM101 105H100V106H101ZM136 105H138V104H136ZM166 105H167V104H166ZM10 106H11V105H10ZM36 106H37V105H36ZM114 106H116V105H114ZM206 106H207V105H206ZM257 106H258V105H257ZM262 106H263V105H262ZM262 106H261V107H262ZM105 107H107V105H106ZM117 107H118V106H117ZM119 107H120V106H119ZM130 107H131V106H130ZM137 107H138V106H137ZM155 107H156V105H155ZM158 107H159V106H158ZM261 107H259V109H260ZM11 108H12V107H11ZM41 108H42V107H41ZM41 108H39L38 110H40ZM43 108H44V107H43ZM52 108H53V107H52ZM52 108H51V110H52ZM57 108L60 109V107H56L55 110H57ZM63 108H65V107L63 106ZM63 108H62V109H63ZM66 108H68V107L66 106ZM70 108H71V107H70ZM73 108H75V107L73 106ZM107 108H111V105H110V107L108 106ZM112 108H113V107H112ZM112 108H111V109H112ZM114 108H115V107H114ZM149 108H150V106H149ZM152 108H153V107H152ZM254 108H256L257 111H259V112L261 111V110H258V107H254ZM8 109H9V108H8ZM15 109H16V108H15ZM53 109H54V108H53ZM62 109H60V110H62ZM100 109H101V108H100ZM115 109H116V108H115ZM125 109H126V108H125ZM139 109H140V108H139ZM155 109H156V108H155ZM158 109H159V108H158ZM161 109H162V108H161ZM161 109H160V110H161ZM251 109H253V108H251ZM256 109H255V111H256ZM263 109H264V107H263ZM263 109H262V112H260L261 116H262V113H263ZM11 110H12V109H11ZM28 110H29V109H28ZM30 110H31V109H30ZM35 110H36V109H35ZM38 110H37V111H38ZM44 110H45V109H44ZM63 110H64V109H63ZM98 110H99V109H98ZM102 110H103V109H102ZM102 110H101V111H102ZM136 110H137V109H136ZM156 110H157V109H156ZM1 111H2V110H1ZM20 111H21V110H20ZM33 111H34V110H33ZM48 111H49V110H48ZM53 111H54V110H53ZM53 111H52V112H53ZM57 111H58V110H57ZM65 111H66V110H65ZM71 111H73V110L71 109ZM92 111H93V112H92ZM134 111H135V110H134ZM137 111H138V110H137ZM161 111H162V110H161ZM161 111H160V112H161ZM252 111H253V110H252ZM252 111H251V113H252ZM255 111H254V112H255ZM257 111H256V113H257ZM9 112H10V111H9ZM15 112H16V111H15ZM40 112L43 113V111H40ZM45 112H46V111H44V113H45ZM52 112L50 111V113H52ZM67 112H68V111H67ZM102 112H104V111H102ZM153 112L155 113V110H154ZM162 112H163V111H162ZM248 112H249V111H248ZM254 112H253V113H254ZM259 112H258V114H259ZM32 113H33V112H32ZM34 113L36 114V112H34ZM34 113H33V115H34ZM56 113H57V112H56ZM56 113H55V115H56ZM58 113H59V112H58ZM106 113H107V116H108L109 113H108V112H105V115H106ZM110 113H111V112H110ZM133 113H134V112H133ZM144 113H145V111H144ZM149 113H150V112H149ZM164 113H165V112H164ZM256 113H255V115L253 114L254 117L256 116ZM7 114H9V113H7ZM22 114H23V113H22ZM26 114L28 115V113H26ZM40 114H41V113H40ZM46 114H47V113H46ZM68 114H71V112H70V113L68 112ZM112 114H114V113H112ZM134 114H135V113H134ZM139 114H140V113H139ZM156 114H157V113H156ZM48 115H49V114H48ZM105 115H104V117H105ZM114 115H115V114H114ZM129 115H130V114H129ZM141 115H142V114H141ZM161 115H162V114H161ZM248 115H249V113H248ZM248 115H247V118L249 117ZM34 116H35V115H34ZM34 116H33V117H34ZM40 116H42V115H40ZM46 116H47V115H46ZM46 116H45V117H46ZM53 116H54V113H53ZM64 116H65V114L63 115V117H64ZM97 116H98V115H97ZM100 116H101V115H100ZM136 116H137V115H136ZM158 116H160V115H158ZM250 116H252V115L250 114ZM253 116H252V117H253ZM257 116H260V115H257ZM261 116H260L259 118H261ZM19 117H20V116H19ZM23 117H24V116H23ZM26 117H28V116H26ZM31 117H32V116H31ZM33 117H32V119H33ZM35 117L37 118V114H36ZM38 117H39V114H38ZM48 117H50V116H48ZM60 117H61V116H60ZM102 117H103V116H102ZM102 117H101L100 120L103 119ZM112 117H113V116H108L107 118L105 117L104 119L107 120L108 118H111V120H112ZM134 117H135V116H134ZM163 117H164V116H163ZM15 118H16V117H15ZM21 118H22V117H21ZM36 118H35V119H36ZM50 118H51V117H50ZM55 118H56V117H55ZM55 118H54V120H56ZM58 118H59V114H58L57 119H58ZM98 118H99V117H98ZM118 118H119V117H118ZM136 118H137V117H136ZM240 118H241V117H240ZM255 118H256V117H255ZM24 119H25V117H24ZM37 119H39V118H37ZM63 119H64V118H63ZM71 119H72V118H71ZM140 119H141V118H140ZM250 119H251V117H250ZM252 119H253L252 121H254V118H252ZM262 119H264V117H262ZM19 120H20V119H19ZM33 120H34V119H33ZM48 120H49V118H48ZM68 120H69V119H68ZM95 120H96V119H95ZM100 120H99V121H100ZM105 120H104V121H105ZM154 120H155V119H154ZM248 120H249V119H248ZM4 121H5V120H4ZM14 121H15V120H14ZM14 121H13V122H14ZM23 121H24V120H23ZM42 121H43V120H42ZM57 121H58V120H57ZM65 121H67V120L65 119ZM70 121L73 122V120H70ZM70 121H69V122H70ZM102 121H103V120H102ZM116 121H117V118H115V121H114V122H116ZM124 121H125V120H124ZM124 121H123V122H124ZM133 121H134V118H133ZM151 121H152V120H151ZM223 121H224V120H223ZM249 121L251 122V120H249ZM259 121H260V119H259ZM19 122H20V121H19ZM21 122H22V121H21ZM69 122H68V124H69ZM72 122H71V123H72ZM75 122H76V121H75ZM97 122H98V120H97ZM107 122H110V120H109V121L107 120ZM112 122H113V120H112ZM119 122H120V120H119ZM255 122H257V121H255ZM255 122H254V124H253L254 127L256 126V125H255V124H256ZM261 122H262V121H261ZM261 122H260V123H261ZM36 123H37V121H36ZM64 123H65V122H64ZM232 123H233V122H232ZM21 124H22V123H21ZM44 124H46V122H45ZM55 124H57V123H55ZM76 124H77V123H76ZM76 124H75V125H76ZM81 124L79 123L80 126H81ZM96 124L98 125V123H96ZM102 124L104 125V123H101V125H102ZM107 124H108V123H107ZM117 124H118V123H117ZM119 124H120V123H119ZM250 124H251V123H249L248 126H249ZM262 124H264V123L262 122ZM262 124H261V125H262ZM19 125H20V124H19ZM35 125H36V124H35ZM41 125H42V124H41ZM75 125L73 124V127H74V128H75ZM79 125H78V126H79ZM101 125H100V126H101ZM105 125H106V124H105ZM134 125H135V124H134ZM148 125H149V124H148ZM42 126H44V125H42ZM45 126L47 127V125H45ZM55 126H56V125H55ZM55 126H54V127H55ZM80 126H79V127H80ZM82 126H81V127H82ZM106 126H108V125H106ZM110 126H111V125H109V127H110ZM119 126H120V125H119ZM125 126H126V125H125ZM253 126H252V127H253ZM257 126H258V125H257ZM263 126H264V125H263ZM263 126H262V127L259 126V127L262 129ZM38 127H39V126H38ZM54 127H53V128H54ZM67 127H68V126H67ZM70 127H72V126H70ZM76 127H77V126H76ZM79 127H77V128H79ZM92 127H93V126H92ZM102 127H103V126H102ZM104 127H105V126H104ZM111 127H114V126H111ZM131 127H132V126H131ZM232 127H233V126H232ZM249 127H250V126H249ZM249 127H248V128H249ZM259 127H256V128H257L256 130H257L258 132L260 131V129L258 130ZM5 128H6V127H5ZM41 128H42V127H40V129H41ZM51 128H52V127H51ZM56 128H57V127H56ZM82 128H84V127H82ZM93 128H94V127H93ZM93 128H92V129H93ZM96 128H97V127H96ZM159 128H160V127H159ZM223 128H224V127H223ZM68 129H69V128H68ZM72 129H73V128H72ZM101 129H102V128H100V131H99V132H102ZM103 129H104V128H103ZM107 129H108V128H107ZM110 129H111V128H110ZM110 129H109V131H110ZM115 129H116V131H117L118 126H117V128H115ZM140 129H141V128H140ZM231 129H232V128H231ZM231 129H230V130H231ZM249 129H250V128H249ZM41 130H42V129H41ZM41 130H40V131H41ZM57 130H59V129H57ZM74 130H75V129H74ZM74 130H73V131H74ZM77 130H79V129H77ZM93 130H94V129H93ZM105 130H106V128H105ZM111 130H112V129H111ZM162 130H163V129H162ZM219 130H220V129H219ZM225 130H226V128H225ZM227 130H228V129H227ZM42 131H43V130H42ZM69 131H71V130H69ZM83 131H84V130H83ZM88 131H89V130H88ZM90 131H91V130H90ZM135 131H136V130H135ZM228 131H229V130H228ZM252 131L255 132V130H252ZM32 132H33V131H32ZM37 132H38V131H37ZM45 132H46V131H45ZM64 132H65V131H64ZM78 132H79V131H78ZM86 132H87V131H86ZM86 132H85V135H86ZM146 132H147V130H146ZM146 132H145V133H146ZM224 132H225V131H224ZM260 132H261V131H260ZM262 132H263V131H262ZM262 132H261V134L264 135V134H263L264 132H263V133H262ZM7 133H8V132H7ZM33 133H34V132H33ZM39 133H40V132H39ZM65 133H66V132H65ZM65 133H64V134H65ZM69 133H70V132H69ZM79 133H80V132H79ZM90 133H93V132L91 131ZM90 133H88V134H90ZM94 133H95V131H94ZM102 133H103V132H102ZM116 133H117V132H116ZM116 133H115V134H116ZM143 133H144V132H143ZM163 133H164V132H163ZM250 133H251V132H249V134H250ZM255 133H257V132H255ZM35 134H36V133H35ZM40 134H41V133H40ZM81 134H82V133H81ZM112 134H113V133H112ZM117 134H119V133H117ZM135 134H136V133H135ZM164 134H165V133H164ZM211 134H212V133H211ZM237 134H238V133H237ZM237 134H236V135H237ZM247 134H248V132H247ZM258 134H259V133H258ZM258 134H257V135H258ZM261 134H260V135H261ZM22 135H23V134H22ZM33 135H34V134H33ZM33 135H32L31 137H33ZM59 135H60V134H59ZM72 135H73V134H72ZM90 135H91V134H90ZM92 135H93V134H92ZM92 135H91V137H92ZM95 135L97 136V133H96ZM95 135H93V136H95ZM108 135H109V134H108ZM113 135H114V134H113ZM145 135H146V134H145ZM206 135H207V134H206ZM230 135H232V134H230ZM239 135H241V134H239ZM262 135H261V136H262ZM14 136H15V135H14ZM23 136H24V135H23ZM34 136H35V135H34ZM38 136H39V134H38ZM38 136H37V137H38ZM73 136H74V135H73ZM73 136H72V137H73ZM87 136H89V135H87ZM98 136H99V135H98ZM122 136H123V135H122ZM122 136H121V137H122ZM147 136H148V135H147ZM160 136H161V135H160ZM207 136H208V135H207ZM249 136H250V135H249ZM255 136H256V135H255ZM37 137H36V138H37ZM40 137H41V136H40ZM40 137H39V138H40ZM61 137H62V136H61ZM64 137H65V136H64ZM114 137H115V135H114ZM131 137H132V136H131ZM148 137H149V136H148ZM153 137H154V135H153ZM153 137H152V138H153ZM217 137H218V136H217ZM220 137H221V136H220ZM234 137H235V136H234ZM241 137H243V136H240V138H241ZM251 137H253V136H251ZM259 137H260V136H259ZM46 138H47V134H46ZM73 138H74V137H73ZM73 138H72V139H73ZM81 138H82V136H81ZM99 138H100V137H99ZM103 138H104V137H103ZM103 138H101V139H103ZM127 138H128V137H127ZM140 138H141V137H140ZM149 138H150V137H149ZM161 138H162V137H161ZM240 138H239V139H240ZM253 138H254V137H253ZM255 138H256V137H255ZM31 139H32V138H31ZM44 139H45V138H44ZM49 139H51V138H49ZM93 139H94V137H93ZM95 139H97V138H95ZM205 139H206V138H205ZM210 139H212V136H211ZM215 139H216V138H215ZM217 139H218V138H217ZM77 140H78V139H77ZM79 140H80V138H79ZM81 140H82V139H81ZM127 140H128V139H127ZM163 140H164V138H163ZM213 140H214V139H213ZM222 140H223V139H222ZM62 141H63V140H62ZM83 141H84V140H83ZM104 141H105V140H104ZM104 141H103V142H104ZM108 141H109V140H108ZM152 141H153V140H152ZM214 141H215V140H214ZM63 142H64V141H63ZM131 142H132V141H131ZM216 142H217V141H216ZM218 142H219V141H218ZM218 142H217V143H218ZM260 142H261V141H260ZM50 143H51V142H50ZM57 143H61V142H57ZM64 143H66V142H64ZM72 143H73V142H72ZM72 143H71V144H72ZM79 143H80V142H79ZM110 143H111V141H110ZM152 143H153V142H152ZM253 143H254V142H253ZM104 144H105V143H104ZM197 144H198V143H197ZM59 145H60V144H59ZM72 145H73V144H72ZM76 145H77V142H76ZM82 145H83V144H82ZM118 145H119V144H118ZM25 146H26V145H25ZM30 146H31V145H30ZM34 146H35V145H34ZM37 146H38V145H37ZM73 146H75V145H73ZM93 146H94V145H93ZM147 146H149V145H147ZM116 147H117V146H116ZM140 147H141V146H140ZM145 147H146V145H145ZM159 147H160V146H159ZM166 147H167V146H166ZM2 148H4V147H2ZM2 148H1V150H2ZM28 148H29V147H28ZM74 148H75V147H74ZM82 148H83V147H82ZM104 148H107V147H104ZM118 148H119V147H118ZM132 148H133V146H132ZM137 148H138V147H137ZM155 148H156V147H155ZM4 149H5V148H4ZM8 149H9V148H8ZM19 149H20V148H19ZM31 149H32V148H31ZM33 149H34V148H33ZM37 149H38V148H37ZM75 149H76V148H75ZM100 149H101V148H100ZM143 149H144V147H143ZM151 149H152V148H151ZM5 150H6V149H5ZM12 150H13V149H12ZM12 150H10V151H12ZM14 150H15V149H14ZM26 150H27V149H26ZM107 150H108V149H107ZM123 150H124V149H123ZM126 150H127V149H125L124 152H125ZM21 151H23L22 148H21ZM21 151H18V152H21ZM24 151H25V150H24ZM30 151H31V150H30V148H29V152H30ZM75 151H76V150H75ZM84 151H85V150H84ZM149 151H150V150H149ZM122 152H123V151H122ZM122 152H121V153H122ZM124 152H123V153H124ZM155 152H156V151H155ZM235 152H236V151H235ZM1 153H5V151H3V152H1ZM11 153H12V152H10V154H11ZM22 153H23V152H22ZM22 153H19V154H21V156L23 157ZM26 153H27V151H26ZM33 153H34V152H33ZM33 153H32V154H31V153H28L29 155L31 154L30 156H29V155L27 156V154H26V157H27V158H28V157H31V156L34 157L35 154L33 155ZM36 153H37V152H36ZM50 153H51V152H50ZM50 153H49V154H50ZM61 153H62V152H61ZM83 153H84V152H83ZM93 153H94V152H93ZM93 153H92V154H93ZM123 153H122V154H123ZM151 153H152V151H151ZM6 154H8V152H7ZM10 154H8L9 157H10ZM46 154H47V152H46ZM49 154H48V155H49ZM71 154H73V153H71ZM88 154H90V153H88ZM116 154H117V153H116ZM116 154H115V155H116ZM124 154H125V153H124ZM145 154H146V152H145ZM152 154H153V153H152ZM3 155H5V154H3ZM17 155H18V154H17ZM40 155H41V154H40ZM55 155H56V153H55ZM129 155H130V154H129ZM233 155H234V154H233ZM15 156H16V155H15ZM24 156H25V155H24ZM56 156H57V155H56ZM58 156H59V155H58ZM75 156H76V155H75ZM75 156H74V157H75ZM85 156H86V155H85ZM90 156H91V155H90ZM100 156H101V155H100ZM110 156H111V155H110ZM122 156H123V155H122ZM130 156H131V155H130ZM146 156H147V155H146ZM4 157H5V156H4ZM9 157H7V158H9ZM18 157H19V159L21 160L20 156H18ZM64 157H65V156H64ZM68 157H69V156H68ZM80 157H82L81 154H80ZM16 158H17V157H15V159H16ZM24 158H25V157H24ZM53 158H54V157H53ZM53 158H52V159H53ZM65 158H66V157H65ZM124 158H125V157H124ZM141 158H142V157H141ZM19 159H16V160H19ZM57 159H58V158H57ZM79 159H81V158H79ZM82 159H84V158H82ZM92 159H93V158H92ZM133 159H134V158H133ZM146 159H147V158H146ZM149 159H151V158H149ZM10 160H12V159H10ZM20 160H19V163H20ZM30 160H33V161H34V158H33V159H30ZM46 160H47V158H46ZM50 160H51V159H50ZM62 160H63V159H62ZM85 160H86V159H85ZM87 160H89V159L87 158ZM101 160H102V159H101ZM118 160H119V159H118ZM131 160H132V158H131ZM1 161H2V160H1ZM21 161H22V160H21ZM23 161H24V160H23ZM26 161H27V160H26ZM33 161H32V162H33ZM37 161H39V160L37 159ZM37 161H36V162H37ZM48 161H49V160H48ZM93 161H95V160H93ZM106 161H107V160H106ZM126 161H129V160H126ZM136 161H137V160H136ZM141 161H142V160H141ZM152 161H153V160H152ZM5 162H6V161H5ZM5 162L3 163V165L7 164V163H5ZM7 162H9V160H8ZM12 162H13V161H12ZM24 162H25V161H24ZM28 162H29V161H28ZM41 162H42V161H41ZM43 162H44V161H43ZM63 162H64V160H63ZM89 162H90V161H89ZM96 162L98 163V161H96ZM121 162H122V160H121ZM133 162H134V161H133ZM133 162H132V163H133ZM142 162H143V161H142ZM150 162H151V161H150ZM162 162H163V161H162ZM1 163H2V162H1ZM26 163H27V162H26ZM26 163H24V164L26 165ZM126 163H127V162H126ZM134 163H135V162H134ZM134 163H133V164H134ZM138 163H139V162H138ZM194 163H195V162H194ZM9 164H10V163H9ZM12 164H13V163H12ZM12 164H11V165H12ZM34 164H35V163H34ZM39 164H40V163H38V165H39ZM47 164H48V163H47ZM53 164H56V162L53 163ZM53 164H52V165H53ZM57 164H58V163H57ZM57 164H56V165H57ZM99 164H100V163H99ZM103 164H105V163L103 162ZM109 164H110V163H109ZM124 164H125V162H124ZM156 164H157V163H156ZM30 165H31V164H30ZM44 165H45V164H44ZM56 165H55V166H56ZM66 165H67V164H66ZM135 165H137V164H135ZM5 166H6V165H5ZM14 166H15V165H13V166H11V167H13V169H14ZM41 166L43 167V165H41ZM79 166H80V165H79ZM110 166H111V165H110ZM142 166H143V165H142ZM144 166H145V165H144ZM6 167H7V166H6ZM9 167H10V166H8L7 168H9ZM11 167H10V168H11ZM22 167H23V166H22ZM48 167H49V166H48ZM75 167H76V166H75ZM108 167H109V166H108ZM145 167H146V166H145ZM163 167H164V166H163ZM174 167H175V165H174ZM64 168H65V166H64ZM81 168H82V167H81ZM109 168H110V167H109ZM148 168H149V167H148ZM151 168H153V166H152V167L150 166V169H151ZM175 168H176V167H175ZM11 169H12V168H11ZM21 169H22V168H21ZM46 169H47V167H46ZM53 169H54V168H53ZM65 169H66V168H65ZM0 170H1V169H0ZM7 170H8V169H7ZM9 170H10V169H9ZM81 170H82V169H81ZM161 170H162V169H161ZM1 171H2V170H1ZM14 171H15V170H14ZM23 171H24V170H23ZM86 171H87V170H86ZM141 171H142V170H141ZM143 171H144V170H143ZM146 171H147V170H146ZM151 171H153V170H151ZM174 171H175V170H174ZM178 171H179V170H178ZM42 172H43V171H42ZM84 172H85V171H84ZM4 173H5V172H4ZM14 173H15V172H14ZM68 173H70V172H68ZM72 173H73V172H72ZM130 173H131V172H130ZM138 173H139V172H138ZM142 173H143V172H142ZM175 174H176V172H175ZM87 175H88V174H87ZM155 175H156V174H155ZM178 175H179V174H178ZM21 176H22V175H21ZM25 176H26V175H24L23 177H25ZM41 176H42V175H41ZM63 176H65V175H63ZM96 176H97V174H96ZM149 176H150V175H149ZM56 177H57V176H56ZM67 177H69V176H67ZM75 177H76V176H75ZM77 177H78V176H77ZM63 178H64V177H63ZM65 178H66V177H65ZM69 178H70V177H69ZM127 178H129V177H127ZM135 178H136V177H135ZM152 178H153V177H152ZM5 179H7V178H5ZM9 179H10V178H9ZM30 179H32V178H30ZM85 179H86V178H85ZM100 179H101V178H100ZM123 179H124V178H123ZM49 180H50V179H49ZM60 180H62V178H61ZM137 180H138V179H137ZM137 180H136V182H137ZM160 180H161V179H160ZM160 180H159V181H160ZM5 181H6V180H5ZM42 181H43V180H42ZM62 181H63V180H62ZM75 181H76V180H75ZM87 181H88V180H87ZM90 181H91V180H90ZM120 181H121V180H120ZM120 181H119V182H120ZM138 181H140V180H138ZM153 181H154V180H153ZM25 182H26V180H25ZM31 182H32V181H31ZM48 182H49V181H48ZM48 182H47V183H48ZM66 182H68V180H67ZM66 182H65V184H67ZM76 182H77V181H76ZM88 182H89V181H88ZM126 182H127V181H126ZM129 182H130V181H129ZM131 182H132V181H131ZM131 182H130V183H131ZM162 182H163V181H162ZM164 182H165V181H164ZM9 183H11V182H9ZM14 183H15V182H14ZM34 183H35V182H34ZM56 183H57V182H56ZM73 183H74V182H73ZM77 183H78V182H77ZM104 183H105V182H104ZM166 183H167V182H166ZM184 183H185V182H184ZM4 184H5V183H4ZM41 184H42V183H41ZM45 184H46V182H45ZM45 184H43L42 187H43ZM62 184H64V182H63ZM80 184H81V183H80ZM82 184H83V183H82ZM176 184H177V183H176ZM13 185H14V184H13ZM24 185H25V184H24ZM37 185H39V184H37ZM48 185H49V184H48ZM51 185H52V184H51ZM53 185H54V184H53ZM55 185H56V184H55ZM88 185H89V183H88ZM119 185H120V184H119ZM31 186H32V185H31ZM33 186H34V185H33ZM39 186H41V185H39ZM49 186H50V185H49ZM59 186H60V185H59ZM91 186H92V185H91ZM125 186H126V185H125ZM182 186H183V185H182ZM1 187H2V185H1ZM50 187H51V186H50ZM50 187H49V188H50ZM67 187H68V186H67ZM116 187H117V186H116ZM177 187H178V186H177ZM43 188H45V187H43ZM51 188H53V187H51ZM51 188H50V189H51ZM178 188H179V187H178ZM36 189H37V188H36ZM38 189H39V188H38ZM82 189H83V188H82ZM111 189H112V188H111ZM111 189H110V190H111ZM40 190H41V188H40ZM42 190L44 191V189H42ZM47 190H49V189H47ZM52 190H53V189H52ZM28 191H29V190H28ZM49 191H50V190H49ZM49 191H48V192H49ZM80 191H81V190H80ZM80 191H79V192H80ZM116 191H117V189H116ZM116 191H114V192H116ZM21 192H22V191H21ZM21 192H20V193H21ZM50 192L52 193V191H50ZM65 192H66V191H65ZM69 192H70V191H69ZM75 192H77V191H75ZM101 192H103V191H101ZM118 192H119V191H118ZM128 192H129V191H128ZM77 193H78V192H77ZM109 193H110V192H109ZM125 193H126V192H125ZM129 193H130V192H129ZM181 193H182V192H181ZM21 194H22V193H21ZM45 194H46V193H45ZM49 194H50V193H49ZM104 194H105V193H104ZM118 194H119V193H118ZM127 194H128V193H127ZM200 194H201V193H200ZM12 195H13V194H12ZM17 195H18V193H17ZM50 195H51V194H50ZM132 195H133V194H132ZM203 195H204V194H203ZM156 196H157V195H156ZM183 196H184V195H182L181 197L184 198ZM32 197H33V194H32ZM48 197H49V196H48ZM77 197H80V196H77ZM87 197H88V196H87ZM111 197H112V196H111ZM17 198H18V197H17ZM178 198H180L179 195H178ZM182 198H181V199H182ZM192 198H193V197H192ZM28 199H29V198H28ZM32 199H33V198H32ZM41 199H43V198H41ZM47 199H48V198H47ZM55 199H57V198H55ZM62 199H63V198H62ZM62 199H61V200H62ZM80 199H81V197H80ZM84 199H85V198H84ZM116 199H117V198H116ZM156 199H158V198L156 197ZM181 199H180V201H181ZM184 199H185V198H184ZM223 199H224V198H223ZM33 200H34V199H33ZM57 200L59 201L60 199H57ZM57 200H55V201H57ZM82 200H83V199H82ZM117 200H118V199H117ZM154 200H155V199H154ZM192 200H193V199H192ZM209 200H210V199H209ZM38 201H39V199H38ZM84 201H85V200H84ZM182 201H183V200H182ZM186 201H187V200H184L185 203H186ZM34 202H35V201H34ZM89 202H90V200H89ZM100 202H101V201H100ZM100 202H99V203H100ZM117 202H118V201H116V205L118 204ZM148 202H149V201H148ZM148 202H147V203H148ZM188 202H189V201H188ZM188 202H187V203H188ZM1 203H2V202H1ZM54 203H55V202H54ZM54 203H53V204H54ZM71 203H72V202H71ZM96 203H97V202H96ZM150 203H151V202H150ZM7 204H8V203H7ZM51 204H52V203H51ZM136 204H137V203H136ZM136 204H134V205H136ZM5 205H6V204H5ZM44 205H45V204H44ZM102 205H103V204H102ZM104 205H105V204H104ZM106 205H107V204H106ZM114 205H115V204H114ZM119 205H120V204H119ZM75 206H76V205H75ZM96 206H97V204H96ZM98 206H99V205H98ZM139 206H140V204H139ZM52 207H53V206H52ZM61 207H62V206H61ZM73 207H74V206H73ZM80 207H81V206H80ZM80 207H79V208H80ZM109 207L111 208V206H109ZM161 207H162V206H161ZM62 208H63V207H62ZM112 208H113V207H112ZM115 208H116V206H115ZM140 208H141V207H140ZM162 208H163V207H162ZM185 208H186V207H185ZM1 209H2V208H1ZM11 209H13V207H12ZM11 209H10V210H11ZM14 209H15V208H14ZM14 209H13V210H14ZM17 209H18V208H17ZM97 209H98V208H97ZM2 210H3V209H2ZM5 210H6V209H5ZM101 210H102V209H101ZM139 210H140V209H139ZM154 210H155V209H154ZM163 210H164V209H163ZM163 210H162V211H163ZM0 211H1V210H0ZM61 211H62V210H61ZM150 211H151V210H150ZM152 211H153V209H152ZM22 212H23V211H22ZM29 212H30V211H29ZM70 212H72V211H70ZM103 212L105 213V211H103ZM160 212H161V211H160ZM14 213H15V212H14ZM33 213H34V212H33ZM45 213H46V211H45ZM52 213H53V212H52ZM157 213H159V211H158ZM188 213H189V212H188ZM188 213H187V214H188ZM22 214H24V213H22ZM39 214H40V213H39ZM39 214H38V215H39ZM70 214H72V213H70ZM97 214H98V212H97ZM100 214H101V213H100ZM106 214H108V213H106ZM1 215H2V214H1ZM1 215H0V216H1ZM16 215H17V214H16ZM38 215H37V216H38ZM45 215H46V214H45ZM45 215H44V216H45ZM67 215H68V214H67ZM73 215L75 216L74 213H73ZM114 215H116V214H114ZM159 215H160V214H159ZM190 215H191V214H190ZM192 215H193V213H192ZM194 215H195V214H194ZM51 216H52V214H51ZM111 216H112V215H111ZM6 217H7V216H6ZM61 217H62V216H61ZM77 217H78V216H77ZM102 217H103V216H102ZM109 217H110V216H109ZM112 217H113V216H112ZM150 217H151V216H150ZM157 217H158V216H157ZM25 218H26V217H25ZM41 218H42V217H41ZM45 218H46V217H45ZM45 218H44V219H45ZM52 218H54V217H52ZM63 218H64V217H63ZM92 218H93V217H92ZM99 218H101V217H99ZM105 218H106V217H105ZM113 218H114V217H113ZM113 218H112V219H113ZM120 218H121V217H120ZM120 218H119V219H120ZM128 218H129V217H128ZM158 218H159V217H158ZM210 218H211V217H210ZM3 219H4V218H3ZM26 219H27V218H26ZM39 219H40V218H39ZM55 219H56V218H55ZM78 219H79V218H78ZM78 219H77V220H78ZM80 219H81V218H80ZM83 219H84V218H83ZM83 219H82V220H83ZM90 219H91V218H90ZM96 219H97V218H96ZM96 219H94L93 221H96ZM108 219H109V218H108ZM119 219H118V220H119ZM126 219H127V218H126ZM126 219H125V220H126ZM24 220H25V219H24ZM29 220H30V219H29ZM48 220H49V219H48ZM48 220H47V222H48ZM84 220H85V219H84ZM99 220H100V219H99ZM104 220H105V219H104ZM151 220H152V219H151ZM153 220H154V219H153ZM157 220H158V219H157ZM30 221H31V220H30ZM40 221H41V219H40ZM42 221H43V220H42ZM50 221H51V219H50ZM50 221H49V222H50ZM52 221H53V220H52ZM70 221H71V220H70ZM89 221H90V220H89ZM89 221H88V225H89L90 222H91V224H92L93 221H90V222H89ZM97 221H98V220H97ZM97 221H96V223H97ZM100 221H101V220H100ZM100 221H98V222H100ZM220 221H221V220H220ZM2 222H3V221H2ZM34 222H35V221H34ZM45 222H46V221H45ZM58 222H59V221H58ZM58 222H57V223H58ZM68 222H69V221H68ZM68 222H67V223H68ZM71 222H73V220H72ZM152 222H153V221H152ZM214 222H215V221H214ZM61 223H62V221H61ZM93 223H94V222H93ZM96 223H94V224H96ZM0 224H1V223H0ZM7 224H8V223H7ZM9 224H10V223H9ZM28 224H29V223H28ZM43 224H44V223H43ZM48 224L50 225V223H48ZM51 224H52V223H51ZM59 224H60V222H59ZM59 224H58V225H59ZM68 224H70V223H68ZM71 224H72V223H71ZM91 224H90V225H91ZM94 224H93V225H94ZM100 224H101V223H100ZM4 225H5V224H4ZM16 225H18V224H16ZM23 225H24V224H23ZM98 225H99V224H98ZM173 225H174V224H173ZM203 225H204V224H203ZM13 226L16 227L15 225H12V227H13ZM21 226H22V225H21ZM32 226H33V225H32ZM45 226H46V225H45ZM60 226H62V225H60ZM63 226H65V225H63ZM5 227H6V226H5ZM10 227H11V226H10ZM40 227H41V226H40ZM70 227H71V226H70ZM75 227H76V226H75ZM77 227H78V226H77ZM95 227H97V225H96ZM23 228H24V227H23ZM28 228H29V227H28ZM206 228H207V227H206ZM17 229H18V228H17ZM62 229H63V228H62ZM77 229H78V228H77ZM77 229H76V230H77ZM79 229H80V228H79ZM13 230H14V229H13ZM52 230H53V229H52ZM97 230H98V229H97ZM0 231H2V230H0ZM3 231H4V230H3ZM5 231H7V230H5ZM68 231H69V230H68ZM95 231H96V230H95ZM138 231H139V230H138ZM63 232H65V231H63ZM97 232H99V231H97ZM207 232H208V231H207ZM207 232H206V233H207ZM11 233H12V230H11ZM26 233H27V232H26ZM74 233H75V232H74ZM95 234H96V233H95ZM111 234H112V233H111ZM113 234H114V233H113ZM208 234H209V233H208ZM12 235H13V234H12ZM20 235H22V234H20ZM32 235H33V234H32ZM76 235H77V234H76ZM81 235H83V234H81ZM84 235H85V234H84ZM219 235H220V234H219ZM219 235H218V236H219ZM10 236H11V235H10ZM63 236H64V235H63ZM65 236H66V235H65ZM94 236H96V235H94ZM94 236H93V237H94ZM103 236H106V235H102V237H103ZM133 236H134V235H133ZM5 237H6V236H5ZM21 237H22V236H21ZM56 237H57V236H56ZM203 237H204V236H203ZM59 238H62V237H59ZM85 238H87V237H85ZM100 238H101V237H100ZM95 239H96V237H95ZM101 239L103 240V238H101ZM18 240H19V239H18ZM22 240H23V239H22ZM33 240H34V239H33ZM46 240H47V239H46ZM48 240H49V239H48ZM50 240H51V239H50ZM68 240H69V239H68ZM83 240H84V239H83ZM106 240H107V239H106ZM106 240H103L104 242H103V241H102V242L105 243ZM213 240H214V239H213ZM16 241H17V240H16ZM36 241H37V240H36ZM43 241H44V240H42V242H43ZM73 241H74V240H73ZM81 241H82V240H81ZM109 241H110V240H109ZM37 242H38V241H37ZM54 242H55V240H54ZM56 242H57V241H56ZM67 242H69V241H67ZM52 243H53V241H52ZM72 243L74 244V242H72ZM88 243H89V242H88ZM96 243H97V242H96ZM205 243H206V242H205ZM61 244H63V243H61ZM77 244H78V243H77ZM81 244H82V243H81ZM53 245H54V244H53ZM75 245H76V244H74V246H75ZM201 245H202V244H201ZM205 245H206V244H205ZM55 246H56V245H55ZM80 246H81V245H80ZM95 246H96V245H95ZM154 246H155V245H154ZM58 247H59V246H58ZM90 247H91V246H90ZM73 248H74V247H73ZM73 248H72V250H73ZM76 248H77V246H76ZM82 248L84 249V247H82ZM87 248L89 249V246H87ZM91 248H92V247H91ZM96 248H97V247H96ZM195 248H196V247H195ZM7 249H8V248H7ZM68 249H69V248H68ZM79 249H80V248H79ZM151 249H152V247H151ZM158 249H160V248L158 247ZM212 249H213V248H212ZM8 250H9V249H8ZM48 250H49V249H48ZM58 250H59V249H58ZM69 250H70V249H69ZM86 250H87V249H86ZM153 250H154V249H153ZM155 250H156V248H155ZM22 251H23V250H22ZM56 251H57V250H56ZM81 251H82V250H81ZM90 251H91V250H90ZM156 251H157V250H156ZM7 252H8V251H7ZM12 252H13V251H12ZM15 252H16V251H15ZM31 252H32V251H31ZM72 252H73V251H72ZM74 252H75V251H74ZM84 252H85V250H84ZM86 252H87V251H86ZM96 252H97V251H96ZM13 253H14V252H13ZM50 253H52V252H50ZM113 253H114V252H113ZM6 254H7V253H6ZM45 254H46V253H45ZM56 254H57V253H56ZM78 254H79V253H78ZM78 254H77V255H78ZM93 254H94V252H93ZM158 254H159V253H158ZM62 255H63V254H62ZM65 255H66V254H65ZM79 255H80V254H79ZM84 255H85V254H84ZM89 255H90V254H89ZM13 256H14V255H13ZM13 256H12V257H13ZM21 256H22V255H21ZM41 256H42V255H41ZM44 256H45V255H44ZM69 256H70V255H69ZM71 256H72V255H71ZM53 257H54V256H53ZM72 257L75 258V256H72ZM72 257H71V258H72ZM80 257H81V256H80ZM110 257H111V256H110ZM22 258H23V257H22ZM33 258H34V257H33ZM92 258H93V257H92ZM92 258H91V259H92ZM104 258H105V257H104ZM43 259H44V258H43ZM51 259H52V258H51ZM75 259H77V258H75ZM87 259H88V258H87ZM87 259H86V260H87ZM94 259H96V258H94ZM116 259H117V258H116ZM16 260H17V259H16ZM26 260H27V259H26ZM33 260H34V259H33ZM58 260H59V259H58ZM77 260H78V259H77ZM113 260H114V259H113ZM13 261H14V260H13ZM17 261H18V260H17ZM17 261H15V262H17ZM31 261H32V260H31ZM71 261H72V260H71ZM71 261H70V262H71ZM15 262H14V263H15ZM57 262H58V261H57ZM57 262H56V263H57ZM60 262H61V260H60ZM88 262H89V261H86V263H88ZM72 263H74V262H72ZM116 263H117V262H116ZM116 263H115V264H116ZM25 264H26V263H25ZM27 264H28V263H27ZM37 264H38V263H37ZM51 264H52V263H51ZM104 264H105V263H104ZM107 264H109V263H107ZM173 264H175V263H173Z\"/></svg>","mask_w":264,"mask_h":264}]
</instances>
